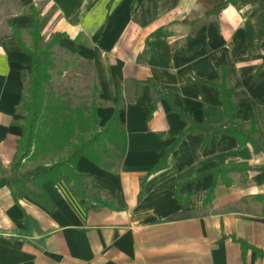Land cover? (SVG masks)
Instances as JSON below:
<instances>
[{"label": "crops", "instance_id": "1", "mask_svg": "<svg viewBox=\"0 0 264 264\" xmlns=\"http://www.w3.org/2000/svg\"><path fill=\"white\" fill-rule=\"evenodd\" d=\"M32 9L44 44L62 35L55 54L94 66L100 125L118 108L125 128L115 173L78 161L93 200L7 184L32 69L14 31L32 42ZM223 68L264 139V0H0V264H264V152L189 130L226 123ZM228 165L229 185L213 175Z\"/></svg>", "mask_w": 264, "mask_h": 264}, {"label": "trees", "instance_id": "2", "mask_svg": "<svg viewBox=\"0 0 264 264\" xmlns=\"http://www.w3.org/2000/svg\"><path fill=\"white\" fill-rule=\"evenodd\" d=\"M32 18L29 32L32 42L29 45L20 32L14 31L22 50L32 57V69L27 73L26 90L20 105L25 116L24 134L7 184L15 197H29L42 202L45 197L42 186L47 182L57 184L63 181L78 199L93 200L92 189L86 183L88 176L78 170V161L85 157L104 171H117L127 150V137L119 119V110L116 108L112 118L101 126L98 114L101 90L97 83L90 97L77 100L70 92L59 93L53 89L54 49L62 35L43 44L40 13L32 9ZM62 75L58 72V76ZM211 85L220 94L227 121L218 128L195 125L189 130L202 129L217 136L232 135L241 146L252 144L256 152H264V139L255 122L244 123L237 118L235 88L230 85L224 68L222 81ZM28 163L31 165L27 167ZM239 170L235 165H228L219 167L213 175L221 177L229 185L228 174Z\"/></svg>", "mask_w": 264, "mask_h": 264}, {"label": "rangeland", "instance_id": "3", "mask_svg": "<svg viewBox=\"0 0 264 264\" xmlns=\"http://www.w3.org/2000/svg\"><path fill=\"white\" fill-rule=\"evenodd\" d=\"M53 60L56 63V68L52 72L55 91L70 92L76 100L91 96L96 83L94 66L91 63L77 61L60 52L54 53ZM58 72H62L63 75L58 76Z\"/></svg>", "mask_w": 264, "mask_h": 264}, {"label": "water", "instance_id": "4", "mask_svg": "<svg viewBox=\"0 0 264 264\" xmlns=\"http://www.w3.org/2000/svg\"><path fill=\"white\" fill-rule=\"evenodd\" d=\"M26 4H30L31 3V1H28V2H25Z\"/></svg>", "mask_w": 264, "mask_h": 264}]
</instances>
